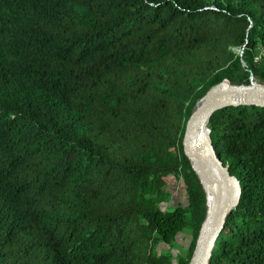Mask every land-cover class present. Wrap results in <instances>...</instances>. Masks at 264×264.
<instances>
[{
    "label": "trees",
    "instance_id": "trees-1",
    "mask_svg": "<svg viewBox=\"0 0 264 264\" xmlns=\"http://www.w3.org/2000/svg\"><path fill=\"white\" fill-rule=\"evenodd\" d=\"M260 48L264 0H0V264H189L208 200L185 124L223 80L264 85ZM207 128L241 188L209 264H264V107ZM169 175L186 204L163 210Z\"/></svg>",
    "mask_w": 264,
    "mask_h": 264
},
{
    "label": "water",
    "instance_id": "water-1",
    "mask_svg": "<svg viewBox=\"0 0 264 264\" xmlns=\"http://www.w3.org/2000/svg\"><path fill=\"white\" fill-rule=\"evenodd\" d=\"M242 55V51H239ZM242 65L245 66L242 61ZM233 86L228 80L212 86L196 102L186 121L182 138L183 153L190 162L205 193L212 194L207 214L200 228L196 246L189 264H209L215 241L221 233L227 216L235 208L241 194L240 183L230 174L212 144L207 123L218 110L232 106L264 107V85ZM206 157L210 167L205 164ZM217 174L218 178L215 177ZM207 201V199H206Z\"/></svg>",
    "mask_w": 264,
    "mask_h": 264
},
{
    "label": "rangeland",
    "instance_id": "rangeland-1",
    "mask_svg": "<svg viewBox=\"0 0 264 264\" xmlns=\"http://www.w3.org/2000/svg\"><path fill=\"white\" fill-rule=\"evenodd\" d=\"M165 191L170 194V201L168 204H162L161 209H170L178 204L185 205V190L180 178L169 175L167 177V183ZM190 235L188 232H182L177 235L174 245L168 246L166 244H160L157 247L158 252H169L175 259L178 256H183L190 244Z\"/></svg>",
    "mask_w": 264,
    "mask_h": 264
},
{
    "label": "bare ground",
    "instance_id": "bare-ground-1",
    "mask_svg": "<svg viewBox=\"0 0 264 264\" xmlns=\"http://www.w3.org/2000/svg\"><path fill=\"white\" fill-rule=\"evenodd\" d=\"M204 161H205V164L210 167V164L208 163L206 157L204 158ZM210 169H211V167H210ZM215 175H216L215 177H217V179H219L218 175L217 174H215ZM207 200H208V205H210L212 202V194L209 191H207Z\"/></svg>",
    "mask_w": 264,
    "mask_h": 264
},
{
    "label": "built area",
    "instance_id": "built-area-1",
    "mask_svg": "<svg viewBox=\"0 0 264 264\" xmlns=\"http://www.w3.org/2000/svg\"><path fill=\"white\" fill-rule=\"evenodd\" d=\"M235 51H238V50H235ZM262 57H264V48H260L259 54L254 58V62L257 63L258 61L261 60Z\"/></svg>",
    "mask_w": 264,
    "mask_h": 264
},
{
    "label": "clouds",
    "instance_id": "clouds-1",
    "mask_svg": "<svg viewBox=\"0 0 264 264\" xmlns=\"http://www.w3.org/2000/svg\"><path fill=\"white\" fill-rule=\"evenodd\" d=\"M216 152V151H215Z\"/></svg>",
    "mask_w": 264,
    "mask_h": 264
}]
</instances>
